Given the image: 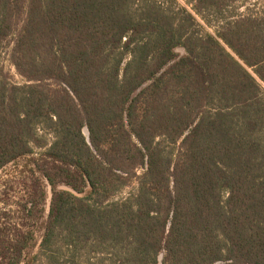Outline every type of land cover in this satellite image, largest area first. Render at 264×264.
Returning a JSON list of instances; mask_svg holds the SVG:
<instances>
[{"label":"trees","instance_id":"obj_1","mask_svg":"<svg viewBox=\"0 0 264 264\" xmlns=\"http://www.w3.org/2000/svg\"><path fill=\"white\" fill-rule=\"evenodd\" d=\"M197 26L0 0V264H264V13Z\"/></svg>","mask_w":264,"mask_h":264},{"label":"rangeland","instance_id":"obj_2","mask_svg":"<svg viewBox=\"0 0 264 264\" xmlns=\"http://www.w3.org/2000/svg\"><path fill=\"white\" fill-rule=\"evenodd\" d=\"M142 0H136V4L141 5ZM145 1V0H143ZM160 4H162L165 8L170 11H179L180 9H186L189 13H192L197 20L199 26L195 29L199 33H203L204 31L209 33H216L219 31L227 22L234 21L237 17L243 16L246 14H256V13H264V0H238V2L232 4L227 10L222 13H205L203 15H199L195 12L192 5L187 3L185 0H156ZM195 5V4H193ZM178 52L181 55L185 54V50L180 48ZM7 72H9L11 79L14 82H22V78H20L16 74V70L14 67L7 62L6 63ZM86 135L88 136V131L85 130ZM41 134L44 135L50 142L54 140V136L45 131H41ZM5 171H17L14 166H10L6 168ZM126 196V194H123ZM40 264H48L45 261L41 260ZM81 264H104L101 259L98 258L91 260V262H87L82 260Z\"/></svg>","mask_w":264,"mask_h":264},{"label":"water","instance_id":"obj_3","mask_svg":"<svg viewBox=\"0 0 264 264\" xmlns=\"http://www.w3.org/2000/svg\"><path fill=\"white\" fill-rule=\"evenodd\" d=\"M88 137H89V133H88ZM89 139V138H88Z\"/></svg>","mask_w":264,"mask_h":264}]
</instances>
